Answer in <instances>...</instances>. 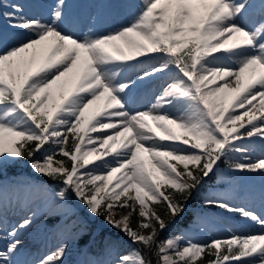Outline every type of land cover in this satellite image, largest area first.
Here are the masks:
<instances>
[{"label":"snow or ice","instance_id":"6c2138e0","mask_svg":"<svg viewBox=\"0 0 264 264\" xmlns=\"http://www.w3.org/2000/svg\"><path fill=\"white\" fill-rule=\"evenodd\" d=\"M40 6L44 18L19 0H0V169L27 159L57 182L58 206L73 200L84 214L78 238L90 234L89 218L115 230L81 264H196L204 254L214 257L208 264H264V213L220 196L202 203L259 231L205 244L184 234L159 239L221 161L229 179L264 183V0H140L130 22L107 33L97 10L122 9L126 0H90L80 5L86 12L71 11L68 0ZM145 62L139 81L168 79L155 103L133 111L134 82L124 73ZM259 196L264 202V188ZM130 200L117 218L114 208ZM26 211L32 215L8 230L0 202V264H65L63 241L38 261L17 259L20 232L36 218ZM124 238L134 247L126 251Z\"/></svg>","mask_w":264,"mask_h":264},{"label":"rangeland","instance_id":"374dc122","mask_svg":"<svg viewBox=\"0 0 264 264\" xmlns=\"http://www.w3.org/2000/svg\"><path fill=\"white\" fill-rule=\"evenodd\" d=\"M78 1L79 0H68L69 5L71 6L70 9H72V11L78 12L88 11L87 7H80ZM35 2L36 4H38L37 1ZM89 2L90 0L83 1L81 5H85ZM37 11V16L39 17H42L43 14L46 13L45 8L43 7H40ZM109 15L110 19H112L113 23H115V19H117V17H115L113 14ZM3 26L4 25H2L1 27ZM149 66H132L126 72L128 74L124 79H130L134 82L129 94L131 92H133L134 94L138 92L136 91V89L138 86L141 87L142 84L141 81L137 79V74L141 73L142 69L148 68ZM153 92L151 94H153ZM146 93H148V91H146ZM69 144L70 146L72 145L71 139L69 140ZM42 156L43 153L36 154L37 159H41ZM56 159L66 158L57 156ZM68 166L70 167V163L68 164ZM226 173L227 168L221 169L218 167L216 169V174L210 178L212 181L213 179H215V184L210 186L212 181L208 179L205 182L203 188L192 195L191 199L193 200V202L197 203V206L192 208V212L194 213V215L189 226L184 227V225H182L181 223L182 220H179L175 226L162 232L159 239L163 240L169 235H185V233L193 234L197 232L202 233L203 235H210L211 230H213L214 228L221 234H223L219 238L227 237L233 232L239 235L251 234L247 233L243 229H236L235 225L237 223H244L239 218L234 217L231 214H221V211L215 208H206L202 203L205 196L211 195L223 197L224 192L230 190L233 198L236 197L241 200L235 205L251 207L258 213H260L259 211H261V213H264V202L261 201L259 196L261 189L264 188V183L261 182L260 178L252 175H239L235 179H229ZM239 180L242 181L243 184L238 185ZM248 181H250L251 184H245V182L247 183ZM20 182L22 184H34L35 186L39 187L40 190L44 189V195L52 199H56L55 192L59 191V185L57 184V182L49 181L46 177H42L39 174L35 173L31 169L29 161L27 159L19 160L15 163L9 164L3 169H0V185L9 183L11 187L9 188L8 192H4L3 197L5 201H0L3 204V219L4 223L8 226V230H10L11 225H13V221H15L14 213L15 216H17L21 213L19 207H24L23 205L27 206V202H22L21 199L23 197H26L27 192L24 187L18 186ZM16 188H20L22 192L21 195H18L14 198L13 195L15 194ZM121 199L123 200L125 198L122 197ZM11 205H15V207ZM31 205H29L28 208H30ZM133 205L134 201L130 200L128 202V207H115L114 211L117 213V218H120V216L122 215H127ZM37 206L34 209L31 208L36 212L35 221H37V223L35 224L34 230H29L30 232H25L23 230L20 232L19 238L23 242L22 251H27L28 248L30 249L33 246L39 245V243H41V245H43L45 248H49V250L56 249V247L62 242L61 239L63 238L65 240V243L68 245V253L65 258V264H81V262L90 259L98 254L99 248L97 249V246L94 245L96 244V242L100 245L103 240L115 233V230L106 225L101 218H96L95 220L89 218L87 219V225L89 232L91 231L89 237L90 245L87 244L86 247L83 244L82 246V242L79 241L81 237L78 238L76 235V225H83V223L85 222V217L83 213L79 212L76 209V203L73 200H69L62 207L60 206V210L48 207L49 210L43 213L41 216H38V213L41 211V209H39V206ZM152 207L156 209L159 214L164 215L162 208L157 205H152ZM135 208L136 211L133 213L130 220V225L133 228H136L137 223L140 219L138 216L139 205H135ZM187 209L188 207H186V210ZM24 214H26L27 216L32 215V213L29 211H25ZM165 218L167 219V217ZM19 220L20 219H18L17 221ZM62 229L64 230V232L62 231ZM99 235L101 236L100 239ZM4 236L5 232L0 231V249H2L7 243V240L4 239ZM124 239L126 251L134 247L127 242V238ZM99 240H101L100 243ZM17 259L21 260V255L18 256ZM212 259H214L213 256L204 254L203 258L198 259L196 264H208V262Z\"/></svg>","mask_w":264,"mask_h":264},{"label":"bare ground","instance_id":"6f19581e","mask_svg":"<svg viewBox=\"0 0 264 264\" xmlns=\"http://www.w3.org/2000/svg\"><path fill=\"white\" fill-rule=\"evenodd\" d=\"M35 1H37L38 4H36ZM35 1L34 0H19V2L26 5V11L29 12V14H34V15H37V12H38L37 10H39V8L42 7L40 5L52 2V0H35ZM126 2L128 4L127 7H124L122 9H119L116 11L104 10V9H98L97 10L101 13V17H102V22H101L99 31L107 33L108 31L113 30V28H115L119 25L126 24V23L130 22V20L132 18V13L134 12V8H132L131 5L132 4L138 5L140 0H126ZM70 10L72 11V9H70ZM45 11H46V9H45ZM109 14H111V15L113 14L115 17H117V19H115V23H113V20L110 19ZM45 15H46V13L43 14V16L41 18H44ZM0 23L4 24V21L0 20ZM150 63L151 62H145L143 64H133L132 66H139L140 67L142 65V66L147 67V65L149 66ZM129 69H130V67L125 71L124 78L127 77L128 73H126V72ZM167 79H168V77L165 76V77L150 78V79L141 81L142 86L141 87L138 86L136 89V91H138V92L136 94L131 92L128 95L129 109L133 110V111H140V110H145V109L149 108L151 106V104L155 103V98L159 94V91L162 89V86L164 85L165 80H167ZM146 91H148V93H146ZM153 91H155V92H153ZM152 92H153V94H151ZM165 111H168L171 114H178L175 112L174 109H166ZM240 184H243L242 181L238 182V185H240ZM18 186L24 187L26 192H27L26 197L21 198L22 202H27V206L23 205L24 207H19L21 210V213L18 214L17 216H15V213H14L15 221H13V224H15L17 222V220L20 219L22 216L28 215V213L26 215V214H24V212L26 211L28 206L31 204L32 205L30 206V208L34 209L38 205L39 209H41V211L38 213V216H41L43 213L48 211L49 210L48 207H52L53 209H56V210L61 209V207L58 206L56 199H52V198H49V197L44 195V193H43L44 189L40 190V188L35 186L34 184H22L21 182L19 183ZM9 188H11L9 183L0 185V201H2V202L5 201L3 195H4V192H6V191L8 192ZM21 192H22V190L20 188H16L15 194L13 195V197L15 198L18 195H21ZM223 197L228 199L229 202L233 203L234 205L241 201L239 198H236V197L233 198V195L231 194L230 190L227 192H224ZM11 204H13V203H11ZM15 205H11V206L15 207ZM249 208H251V207H249ZM259 212L261 213V211H259ZM36 223H37V221H34L32 227H30L29 229H26L24 231L25 232H28L29 230L33 231ZM236 229H240V230L243 229L247 233H251V234L259 231L258 227L251 225L250 223H246V222L241 223V224H237ZM62 231L64 232L63 229H62ZM221 235H223V234H221L215 228L213 230H211L210 235H206V234L203 235L202 233H199V232L193 233V234L185 233V237L191 238L194 242L201 243V244H205V243H207L210 240L215 239V238L220 239L219 237ZM41 240H43V239H41ZM61 241H63L65 243V240L63 238L61 239ZM53 250H55V249L49 250V248H45L43 245H41V243H39V245L33 246L30 249L28 248L27 251H22V248H21V252H22L21 260L22 261H28V262L38 261L45 254H47L48 252L53 251Z\"/></svg>","mask_w":264,"mask_h":264},{"label":"trees","instance_id":"16d2710c","mask_svg":"<svg viewBox=\"0 0 264 264\" xmlns=\"http://www.w3.org/2000/svg\"><path fill=\"white\" fill-rule=\"evenodd\" d=\"M222 164H225V162L224 161H222ZM189 201V200H188ZM163 210V209H162ZM190 212V211H189ZM191 217H192V215L191 214H185L184 216H183V218H182V220H183V225H186V223H188L189 221H190V219H191ZM91 232V231H90ZM89 232V233H90ZM91 234V233H90ZM90 234L89 235H85V236H83V237H81V242H82V244L83 243H86L87 241H88V239H89V237H90ZM100 235H99V239H100ZM101 242V240H99V243ZM153 264H155V258H153Z\"/></svg>","mask_w":264,"mask_h":264}]
</instances>
